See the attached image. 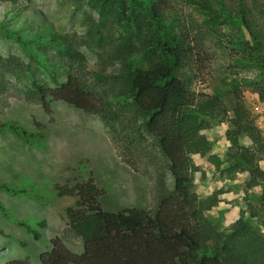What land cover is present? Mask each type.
<instances>
[{
	"label": "trees",
	"instance_id": "trees-1",
	"mask_svg": "<svg viewBox=\"0 0 264 264\" xmlns=\"http://www.w3.org/2000/svg\"><path fill=\"white\" fill-rule=\"evenodd\" d=\"M4 1L15 4L18 0ZM90 2L101 15L126 22L118 38L103 46L111 48L120 65V73L112 74V83L121 79L122 85L101 92L85 84L72 67L80 60L74 43L39 26L31 38L42 46L48 43L70 64L33 49L29 38L22 40L34 65H29L28 91L48 114L53 112L54 101H62L110 122L124 161L134 169H140L139 162L149 168L143 152L153 141L155 154L149 159L160 175L170 174L173 189L159 198L153 210L130 207L107 211L100 202L104 192L91 174L82 180L56 184L58 197L77 198L66 215L70 231L80 238L83 247L80 252L73 251L61 237H54L40 256L42 264H264V233L250 222L264 226V213L259 216L251 211V220L241 217L227 231H220L204 215L217 204V194L202 199L193 191V174L202 170L194 157L199 155L226 176L247 170L252 180L262 184L264 207V133L239 95L233 106H228L218 94L192 89L179 75L181 66L189 61L197 74L203 73L208 53L203 41L193 38L183 26L178 9L189 5L211 22L238 27L240 37L230 45L243 63L264 67V0ZM102 27L106 32L114 29L107 22ZM104 34L95 32L97 45ZM6 60L0 56V61ZM4 68L0 62V91L5 87ZM229 113L233 114L228 119L233 146L221 157L213 152L207 130L213 120H224ZM36 127V132H30L18 121L0 122V132L14 131L39 142L44 137L43 127ZM242 136H248L251 143L242 144ZM225 158L230 165L222 168ZM0 189L14 195L30 193L7 184H0ZM0 210L6 213L1 201ZM17 223L36 240H41L40 229L47 226L44 220L37 227L25 221ZM0 233L4 231L0 229ZM6 264L29 263L13 260Z\"/></svg>",
	"mask_w": 264,
	"mask_h": 264
},
{
	"label": "rangeland",
	"instance_id": "rangeland-1",
	"mask_svg": "<svg viewBox=\"0 0 264 264\" xmlns=\"http://www.w3.org/2000/svg\"><path fill=\"white\" fill-rule=\"evenodd\" d=\"M178 9L183 26L193 38L203 41L208 53L203 73L197 74L189 61L181 66L179 75L192 89L218 94L228 106H233L239 95L264 133V67L243 63L230 45V41L240 37L238 27L211 22L189 5H180ZM107 16L101 15L90 0H18L15 4L0 0V56L7 59L0 61L6 73L5 87L0 91V122L18 121L30 132H36L39 124L44 136L38 142L14 131L0 132V184L30 191L14 195L0 189V201L6 208V213L0 210V229L4 231L0 233V264L13 260L42 264L41 254L57 236L73 251L82 250V241L70 231L66 215V209L77 198L58 197L56 184L82 180L91 174L104 192L100 202L107 211L130 207L153 210L159 198L173 189L170 174L160 175L150 160L155 154L153 141L143 152L148 156L149 168L139 162L140 169H134L124 161L110 122L62 101H54L53 112L48 114L28 91L29 65H34L29 59V47L22 40L29 38L33 49L70 64L65 55L55 52L48 43L42 46L31 38L39 26L74 43L80 60L74 61L72 67L85 84L101 92L122 85L121 79L112 83V74L120 73V65L111 48L103 46L118 38L126 22ZM105 22L114 29L106 32L102 27ZM98 31H105L104 40L98 42L100 46L94 37ZM38 76L46 79L41 73ZM232 115L213 120L207 130L213 152L221 157L233 146L229 136L232 125L228 121ZM240 142L248 145L251 140L242 136ZM194 157L202 170L193 174V191L202 199L217 194V204L204 211V215L220 231H227L241 217L251 220V211L263 216L262 184L252 180L247 170L226 176L206 158ZM229 165L230 160L225 158L222 168ZM42 220L47 226L40 229L41 240L34 239L17 223L25 221L37 227ZM250 222L264 233L263 225Z\"/></svg>",
	"mask_w": 264,
	"mask_h": 264
}]
</instances>
